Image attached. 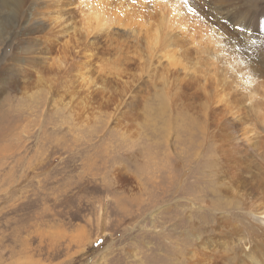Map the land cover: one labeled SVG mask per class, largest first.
Masks as SVG:
<instances>
[{"label": "rangeland", "instance_id": "374dc122", "mask_svg": "<svg viewBox=\"0 0 264 264\" xmlns=\"http://www.w3.org/2000/svg\"><path fill=\"white\" fill-rule=\"evenodd\" d=\"M57 1L12 39L0 0V264H264V124L236 102L264 104V0H182L220 40L198 76Z\"/></svg>", "mask_w": 264, "mask_h": 264}, {"label": "bare ground", "instance_id": "6f19581e", "mask_svg": "<svg viewBox=\"0 0 264 264\" xmlns=\"http://www.w3.org/2000/svg\"><path fill=\"white\" fill-rule=\"evenodd\" d=\"M134 1L136 2H133L131 0H81L78 4L79 5L78 7H81L80 10L82 15L81 18L82 30H84V32L86 31L89 32L91 30L93 31L102 30L104 28L118 26L120 28L125 29L126 31L128 30L127 31L128 37L130 36L132 37V35L136 36L137 33L138 34L140 33V35L137 36H142L141 33L144 32L143 37L146 40L144 42L139 41L140 45L142 43L145 44L147 53H149L151 56L152 55L156 56V54L160 52V57H164L165 59H167L169 61L168 62L169 66L179 65L183 70H188L190 71V74L195 73V75L197 74L199 75L202 69L204 71L208 69V66L210 67V71L213 68L214 70L217 69V67L211 66L212 63L211 55L213 54L215 56L216 53H218L219 51L218 45L220 44V40H218L217 38L218 32L216 33V30L213 28L210 29V27L203 26L204 22L201 21L199 23L189 26L188 25L189 20L191 22H194V19H192V14H190L191 11H189L187 5H185L186 4L185 2H183L182 0H134ZM54 3L52 4L54 5ZM57 3H60V0H58ZM3 5L4 7L12 8L16 13L14 14L13 11H10L12 15V20L10 21V24L8 25L7 28V32L5 33L11 35L12 39L18 38L19 36L21 37L22 35L24 36L30 35L33 37L37 33L41 34L44 24L42 22H39L40 18L47 17L46 20H50L51 18V16L47 14L46 10L40 9L41 6L42 7L48 6L47 4H43L42 0H34L29 5L27 4V0H3ZM26 5H28V7ZM151 9L153 10V12H155V14L146 13L147 12L146 10H151ZM21 18L24 19L20 21ZM13 27L16 29H20L21 32L17 33L16 31H13ZM177 30L184 31L186 32V34L178 37L176 35H181V34H177V33L175 34V31ZM85 38H87V35L85 36ZM213 44H214L213 47L210 46ZM204 55L205 56L207 55V57H204ZM208 55H210L211 57H208ZM146 60H148V57L146 58ZM149 64L151 63L149 62ZM249 70L246 71L249 72ZM197 71H199V73H197ZM209 74L215 76L216 73L214 74L209 73ZM250 76L251 74L249 75V77ZM193 77L195 76L193 75ZM214 83L217 87L218 85H220L221 88L218 87L219 89L218 97L212 96L211 102L213 104H222V101H225L226 98H228L227 97L228 92L227 93L225 92L228 87L227 79L224 78L214 79ZM257 96H258V89L255 88L251 93L241 94V96L236 100V102L242 105L248 102V104L251 107L250 110L252 112L251 117H253V119L256 120V122L259 121L262 124H264V104H262L257 99ZM261 215H264V210L261 213ZM257 241L259 242V244L264 246V240L259 238L254 243H256ZM255 246L257 247L258 245L254 244V247ZM243 257L252 264H257L255 262L254 256L251 255V252L249 251L244 252ZM244 262L245 261H243V263Z\"/></svg>", "mask_w": 264, "mask_h": 264}]
</instances>
